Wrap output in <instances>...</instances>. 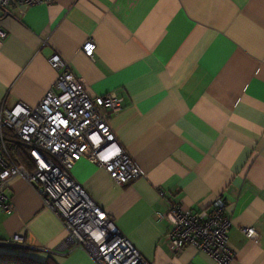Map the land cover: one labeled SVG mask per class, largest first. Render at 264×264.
Wrapping results in <instances>:
<instances>
[{
  "label": "crops",
  "instance_id": "0c3cea01",
  "mask_svg": "<svg viewBox=\"0 0 264 264\" xmlns=\"http://www.w3.org/2000/svg\"><path fill=\"white\" fill-rule=\"evenodd\" d=\"M0 18V107H35L67 62L91 97L123 99L110 126L141 176L116 185L78 161L73 178L152 264H217L170 250V202L199 212L217 197L231 227L230 264H264V0H52ZM91 39L93 59L82 53ZM0 212V252L23 248L56 264H94L62 248L66 232L22 178ZM254 228L259 242L245 238Z\"/></svg>",
  "mask_w": 264,
  "mask_h": 264
},
{
  "label": "built area",
  "instance_id": "2783aa9c",
  "mask_svg": "<svg viewBox=\"0 0 264 264\" xmlns=\"http://www.w3.org/2000/svg\"><path fill=\"white\" fill-rule=\"evenodd\" d=\"M52 0H0V18L10 8L26 9ZM5 33L0 29V39ZM92 60L95 45L88 39L81 48ZM57 76L52 87L35 107L18 103L11 109L0 107V212L13 210L10 180L20 177L40 196L44 207L60 220L67 236L62 248L67 253L81 250L94 264H152L113 220L73 178L72 169L81 159L102 168L118 186H126L141 176L132 158L117 142L111 117L119 112L123 99L110 93L91 97L58 55L48 60ZM25 149V163L12 158L11 148ZM225 202L217 197L210 208L199 212L184 210L176 202L158 217L170 230L171 252L189 245L217 264H230L235 254L228 234L231 223L224 214ZM246 239L259 242L254 228L242 230ZM24 249L22 237L4 243Z\"/></svg>",
  "mask_w": 264,
  "mask_h": 264
},
{
  "label": "trees",
  "instance_id": "16d2710c",
  "mask_svg": "<svg viewBox=\"0 0 264 264\" xmlns=\"http://www.w3.org/2000/svg\"><path fill=\"white\" fill-rule=\"evenodd\" d=\"M11 153L16 163H25V149L21 148L17 150L16 147H13L11 148ZM0 264H56V262L51 258L41 261L32 252L14 247L8 249L6 252H0Z\"/></svg>",
  "mask_w": 264,
  "mask_h": 264
},
{
  "label": "rangeland",
  "instance_id": "374dc122",
  "mask_svg": "<svg viewBox=\"0 0 264 264\" xmlns=\"http://www.w3.org/2000/svg\"><path fill=\"white\" fill-rule=\"evenodd\" d=\"M23 250H25V249H23Z\"/></svg>",
  "mask_w": 264,
  "mask_h": 264
}]
</instances>
